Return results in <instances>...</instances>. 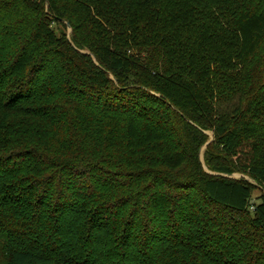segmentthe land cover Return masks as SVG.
Listing matches in <instances>:
<instances>
[{"label": "trees", "instance_id": "trees-1", "mask_svg": "<svg viewBox=\"0 0 264 264\" xmlns=\"http://www.w3.org/2000/svg\"><path fill=\"white\" fill-rule=\"evenodd\" d=\"M0 264H264V0H0Z\"/></svg>", "mask_w": 264, "mask_h": 264}, {"label": "water", "instance_id": "water-1", "mask_svg": "<svg viewBox=\"0 0 264 264\" xmlns=\"http://www.w3.org/2000/svg\"><path fill=\"white\" fill-rule=\"evenodd\" d=\"M67 29V32H69V28L67 26V23H64ZM205 134H207L205 131H203ZM208 141V140H207ZM199 160L201 161L200 151H199ZM229 178H234L233 175H230Z\"/></svg>", "mask_w": 264, "mask_h": 264}, {"label": "rangeland", "instance_id": "rangeland-1", "mask_svg": "<svg viewBox=\"0 0 264 264\" xmlns=\"http://www.w3.org/2000/svg\"><path fill=\"white\" fill-rule=\"evenodd\" d=\"M208 136H210V132H206ZM203 148L200 149V156H201V151ZM234 178H239L240 175H233ZM246 179V178H245Z\"/></svg>", "mask_w": 264, "mask_h": 264}]
</instances>
